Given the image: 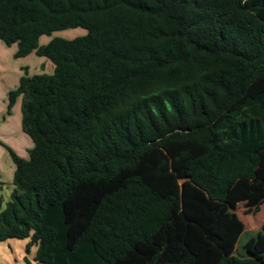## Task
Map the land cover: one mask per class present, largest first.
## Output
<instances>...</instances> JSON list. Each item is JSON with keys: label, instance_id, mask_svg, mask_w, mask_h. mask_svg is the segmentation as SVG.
Segmentation results:
<instances>
[{"label": "trees", "instance_id": "1", "mask_svg": "<svg viewBox=\"0 0 264 264\" xmlns=\"http://www.w3.org/2000/svg\"><path fill=\"white\" fill-rule=\"evenodd\" d=\"M0 39L55 64L9 93L34 146L0 141V242L39 264H264L225 215L264 158V0H0Z\"/></svg>", "mask_w": 264, "mask_h": 264}, {"label": "rangeland", "instance_id": "2", "mask_svg": "<svg viewBox=\"0 0 264 264\" xmlns=\"http://www.w3.org/2000/svg\"><path fill=\"white\" fill-rule=\"evenodd\" d=\"M86 33L87 30L82 27L55 31L52 33V35L42 36V38L40 39V43H44L48 39L54 37L73 39L78 36H83ZM26 61H29L28 64H30L31 67L34 68L35 63H33L31 59ZM11 82L12 81H5L3 89L6 90L7 86H9ZM16 88L17 87L13 89ZM25 135L27 138H30L28 134ZM27 141L28 144L20 143L21 145L18 148L21 152L18 151V149H16L14 146H11L6 142L2 143L10 146L17 154L21 155L23 158H28V156H23L24 154H26L25 150L23 149L29 146V144H33V141L31 138V142H29V140ZM2 143H0V150H4L3 147L7 149V147ZM10 161L11 167H7V165L5 164L6 168L5 173L3 174L5 178L4 180L6 181L11 180L14 174V163L12 160ZM225 215L230 220L231 226L234 225V227L237 228L236 225H239V228L241 229L239 232H236V234L233 233L229 236L230 242L234 245L236 255L241 257H248L255 250L258 252L263 250L264 246L262 248L260 237L263 236L264 245V230L262 229V224L264 222V158L261 166L257 171V176L254 179L240 180L232 186L227 202ZM219 223L220 221L216 224L217 230L222 231L223 225H219ZM28 241V239L11 238L1 242L0 264H39V262L34 258L37 250L36 246L32 247L29 253L26 252V245ZM251 242L257 243H253L252 245H250L249 243Z\"/></svg>", "mask_w": 264, "mask_h": 264}, {"label": "crops", "instance_id": "3", "mask_svg": "<svg viewBox=\"0 0 264 264\" xmlns=\"http://www.w3.org/2000/svg\"><path fill=\"white\" fill-rule=\"evenodd\" d=\"M41 38L42 36L40 37V39ZM51 39H48L44 43H40L39 40V44L45 45ZM17 49V43L7 45L3 40L0 39V141L8 143L18 149V151H20L18 147L24 143L28 144L27 140L31 142V137H26L25 134L27 133L24 131L22 126L23 96L20 95L17 97L16 102L12 107L11 113H8L7 107L9 92L11 91V89L18 87L21 77L26 73H28L29 75L42 73L51 74L55 70V64L51 59L47 58L46 56H40L35 51L31 52L27 56L17 58L15 57V52L17 51ZM29 59H31L33 63H35L34 68H32L30 64H28L29 61H26ZM5 81H12L11 84L7 86L6 90L3 89ZM33 146L34 141L33 144H29V146L23 149L26 153L23 156L29 157V150ZM3 148L4 150H0V211L5 208L6 203L10 200L13 189L15 188V185L13 184L14 174L11 180H4L5 178L3 174L5 173V164L7 165V167H11L10 160H12L14 163L13 173H15L16 169L15 162L11 156L9 149L7 148V150L5 147Z\"/></svg>", "mask_w": 264, "mask_h": 264}]
</instances>
